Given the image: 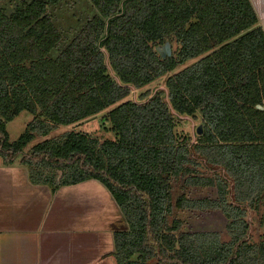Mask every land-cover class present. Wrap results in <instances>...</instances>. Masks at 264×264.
I'll return each instance as SVG.
<instances>
[{
	"label": "trees",
	"instance_id": "1",
	"mask_svg": "<svg viewBox=\"0 0 264 264\" xmlns=\"http://www.w3.org/2000/svg\"><path fill=\"white\" fill-rule=\"evenodd\" d=\"M59 1L0 7L5 163L20 159L53 191L106 185L129 224L114 232L118 264H264V234L249 241L248 212L264 203V29L251 0H91L98 13L53 56L63 35L49 7ZM166 41L177 49L162 55ZM167 74L164 88L131 96ZM107 109L113 137H48ZM24 110L34 117L12 141L8 122ZM199 112L202 133L181 138L179 118ZM36 134L46 138L26 150ZM175 179L217 196L174 199ZM176 209L223 211L227 239L185 230Z\"/></svg>",
	"mask_w": 264,
	"mask_h": 264
},
{
	"label": "crops",
	"instance_id": "2",
	"mask_svg": "<svg viewBox=\"0 0 264 264\" xmlns=\"http://www.w3.org/2000/svg\"><path fill=\"white\" fill-rule=\"evenodd\" d=\"M251 2L264 29V0ZM128 226L98 179L53 191L32 181L20 159L0 155V264H118L114 232Z\"/></svg>",
	"mask_w": 264,
	"mask_h": 264
},
{
	"label": "rangeland",
	"instance_id": "3",
	"mask_svg": "<svg viewBox=\"0 0 264 264\" xmlns=\"http://www.w3.org/2000/svg\"><path fill=\"white\" fill-rule=\"evenodd\" d=\"M23 1L31 0H2L0 2V7L4 9L6 13L11 14ZM49 12L53 16L55 23L57 24L63 35L61 45H59L52 52V55L56 56L62 50V48L70 42V40L76 35V33L79 32L84 24L93 15L98 13V9L91 0H60L57 4L50 5ZM244 32L245 31H243L242 33ZM157 49L162 55H167L173 53L177 49V43L175 44V42L170 43L169 41H166L165 43L158 45ZM182 66H180V68ZM167 76L168 74L140 89L133 88L131 96L134 99H138L140 93L146 90L154 91L157 88H164L166 85L165 82ZM108 112L109 110L107 109L90 119H86L78 123L58 125V127L53 130L48 137H58L65 132L75 130L88 133L92 137H96L101 141H104L106 138L113 137V131L111 130L112 124L109 121ZM198 114L200 115L201 113L199 112ZM33 117L34 115L31 112L24 110L15 119L8 122L7 128L11 140H16L23 132H25L28 123L33 119ZM201 122V115L181 116V118H179V126L177 128L179 134H181L180 137L183 138V136L191 135L193 138H196V130L200 125L203 126ZM45 138V136L36 134V136L27 145L26 150L30 149L32 146ZM173 183L174 199L178 198L183 193L187 194L191 198L217 196V190L215 187L188 186L184 184L183 179H175ZM174 216L183 220V228L185 230L220 231L224 239H227V223L230 221V219L227 218L226 214L221 210L176 209ZM248 218L252 224V236L249 241L257 242L264 234V203L262 204L260 210L249 211Z\"/></svg>",
	"mask_w": 264,
	"mask_h": 264
},
{
	"label": "water",
	"instance_id": "4",
	"mask_svg": "<svg viewBox=\"0 0 264 264\" xmlns=\"http://www.w3.org/2000/svg\"><path fill=\"white\" fill-rule=\"evenodd\" d=\"M198 131H199L200 133H202V125L199 126ZM61 173H62V171H60V174H61Z\"/></svg>",
	"mask_w": 264,
	"mask_h": 264
}]
</instances>
